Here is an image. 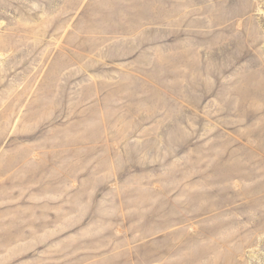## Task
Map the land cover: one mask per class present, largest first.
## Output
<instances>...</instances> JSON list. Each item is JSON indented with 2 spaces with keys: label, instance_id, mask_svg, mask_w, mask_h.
Returning <instances> with one entry per match:
<instances>
[{
  "label": "rangeland",
  "instance_id": "obj_1",
  "mask_svg": "<svg viewBox=\"0 0 264 264\" xmlns=\"http://www.w3.org/2000/svg\"><path fill=\"white\" fill-rule=\"evenodd\" d=\"M0 264H264V0H0Z\"/></svg>",
  "mask_w": 264,
  "mask_h": 264
}]
</instances>
